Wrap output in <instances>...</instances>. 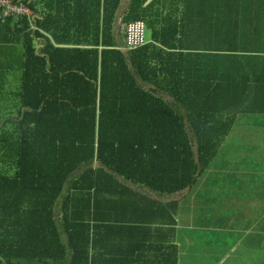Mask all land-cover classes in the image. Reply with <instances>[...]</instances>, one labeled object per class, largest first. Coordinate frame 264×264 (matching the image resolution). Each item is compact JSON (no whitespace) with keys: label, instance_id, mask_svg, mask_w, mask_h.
I'll list each match as a JSON object with an SVG mask.
<instances>
[{"label":"trees","instance_id":"1","mask_svg":"<svg viewBox=\"0 0 264 264\" xmlns=\"http://www.w3.org/2000/svg\"><path fill=\"white\" fill-rule=\"evenodd\" d=\"M42 1L61 11L48 9L27 30L34 65L16 131L0 139V264H124L131 251L102 240L115 241L109 234L118 229L169 230L177 212L176 201L130 185L159 198L178 193L211 165L238 115H264V0H183L190 10L181 30L157 32L181 34L168 47L176 78H161L176 90L172 103L137 82L152 81L150 57L137 62L147 46L124 53L117 41L121 26L145 20L158 0H130L118 33L121 0ZM21 2L38 12L39 2ZM186 36L201 42L185 45ZM33 37L45 39L37 56ZM39 65L47 76H72L74 87L52 95L47 80L38 88ZM129 239L120 244L130 249ZM163 245L176 264V245Z\"/></svg>","mask_w":264,"mask_h":264},{"label":"crops","instance_id":"2","mask_svg":"<svg viewBox=\"0 0 264 264\" xmlns=\"http://www.w3.org/2000/svg\"><path fill=\"white\" fill-rule=\"evenodd\" d=\"M26 1L27 3H32L40 0ZM129 1L121 0L119 3L114 21V31L116 33H118L116 24L119 27ZM150 2L152 0H147L144 5ZM44 7L45 5H39L38 12L34 14V10L29 6L31 9L30 16L16 15L0 21V139L3 140L4 137L10 136L9 134L6 135V133L16 131L21 110L20 94L23 89L24 79L27 73L32 72L33 68H29L30 64L34 65L32 52L28 47L29 39L32 36H27V30L36 31L37 26L34 19H42L41 14L46 15L47 12H50L48 9H52V13L55 14L61 11L54 6L53 8ZM195 7L191 10V14H196L197 9L194 10ZM189 10L183 0H158L147 10L145 20L139 19L146 26L145 45L147 47L144 55H140L141 58L137 62L142 64V59H146L147 56L150 57L149 64L154 71L149 72L147 70V73H145L146 77L152 80L149 83L141 82L136 77L137 82L145 91L169 103L173 101L171 93L176 90L173 87H168L167 82H162L161 78L168 76V74L170 78H176V75H173L166 68L173 62L169 51L171 49H168V47L177 41L180 33L178 35L176 33L175 38H173V32L162 36L157 34V32H161L165 26H170L171 31H174V27L178 26L181 30V22L186 21V15ZM25 18L30 21V28L21 31L17 24H22ZM154 34L157 35L155 39L152 37ZM45 36L48 37L46 34ZM160 39H162L164 44ZM117 41L121 51L127 53L128 49L125 47L122 31L117 36ZM200 42L198 38L192 41L187 39L186 36L183 43L193 46ZM33 46L36 50V56L39 55L40 51L45 49V39L33 37ZM41 66H38L36 75L38 88L40 84L43 85L47 80H49V92L52 95H56L61 91L59 86H62L67 92H69L70 87H74L75 79L72 76H60L57 74L47 76L45 72L40 71ZM58 68L56 69L57 72ZM158 69L167 71L166 75L157 72ZM155 72L156 74L153 75ZM133 93L137 94L134 90ZM249 120L264 126V115H238L230 132L222 140L221 149L217 152L211 165L198 171L195 182L178 193L159 198L145 187L130 185L133 189L147 194L150 198L177 202L175 223L170 225L169 230H166L165 227L163 229L152 225L150 231L142 233L138 230V233L135 232L134 235V232L129 234L118 229L109 234L112 239L115 237V241H109L110 243H108L107 238V240H102L101 244L105 247L108 245L109 249L117 252L125 251L129 254L130 250L131 258L126 260L124 264H170L173 250L170 247L166 248L163 245L165 242L176 245V264H264V201H261L262 197L256 194L249 196L247 193H242L240 196L237 194L239 191L257 192L258 189V186L252 182V176H254L252 173L256 171L253 168H249V164L245 165L242 158L243 153L249 154L248 147L240 146V143L246 142L236 139L233 135L243 136L239 131H234L233 128L239 121L246 123ZM185 126H187L186 120ZM3 131L4 135H2ZM191 141L195 143L196 139H191ZM249 148L251 149L252 147ZM249 156L251 155L249 154L247 158ZM233 157L235 161L241 160L234 165L237 167L232 166ZM97 165V163L94 164V166ZM1 171L13 173L14 169L6 166L1 168ZM186 197H188V201L184 202ZM244 198L248 200V204L244 206L236 205L238 201ZM209 202L214 203L212 207ZM185 205L189 208L187 212L183 210ZM240 214L246 216L245 218L248 220L256 214V219L253 220L256 222V226L246 233L243 232L240 238L236 239L238 235L234 236V233L238 234V227L234 226V223ZM235 217L236 219H233ZM209 222H213V224H209ZM242 231L243 227H241ZM167 233L168 236H166ZM103 236H105L104 233ZM189 236L194 238V240ZM130 237L132 239L130 249L127 248L128 245L120 244V241L123 243L129 241ZM200 237L203 241H200ZM229 237H233L234 242L228 241Z\"/></svg>","mask_w":264,"mask_h":264},{"label":"rangeland","instance_id":"3","mask_svg":"<svg viewBox=\"0 0 264 264\" xmlns=\"http://www.w3.org/2000/svg\"><path fill=\"white\" fill-rule=\"evenodd\" d=\"M42 0L39 1V5H43L42 4ZM42 10V8H41ZM45 10V9H44ZM121 23L119 24L120 27ZM146 32V30H145ZM146 37V34H145ZM260 123V122H258ZM234 131H239L243 136L241 135H236L233 134L234 137L236 139H240L243 140L246 143H240V146L242 147H248L249 150V154L251 156H249L247 158V156L249 154H242V158L243 161L245 162V165L249 164V168H253L254 173H252V182L258 186L257 192H241L239 191L237 194L240 196L242 193H247V195H259L260 197H262L261 201H264V126L260 125V124H255V121H251L249 120L248 122L244 123L242 121H239L238 124L233 128ZM221 145L222 143L218 144V148H217V152L221 149ZM236 145V144H234ZM238 146V145H236ZM239 147V146H238ZM249 147H252L251 149ZM241 160L239 161H235V158L233 157V162L232 166L233 167H237L234 166L236 163L238 164ZM252 171V170H250ZM256 173V174H255ZM247 196V197H248ZM188 201V197L185 198L184 202ZM208 202V201H207ZM248 200L247 199H242L241 201H238L236 205L239 206H244L245 204H248ZM210 206L212 207V205L214 203L209 202ZM183 210L185 212H187L189 210V208L185 205L183 206ZM256 214L254 216H252V218H250V220L246 219V216H243L242 214L238 215V219L235 221L234 226L238 227V234L234 233V236H237L236 239H239L240 236L242 235L243 232H248L250 229H253L256 226V222L253 221L256 219ZM233 219H236L233 218ZM253 221V222H252ZM196 224V223H195ZM209 224H213V222H209ZM241 227H243V231L241 232ZM196 230H198V228H196ZM252 231V230H251ZM192 240H194V238H192L191 236H189ZM202 238L200 237V241ZM233 237H229L228 241L230 242H234L233 241ZM206 247V246H205ZM263 250V247H262ZM264 254V252H263Z\"/></svg>","mask_w":264,"mask_h":264},{"label":"built area","instance_id":"4","mask_svg":"<svg viewBox=\"0 0 264 264\" xmlns=\"http://www.w3.org/2000/svg\"><path fill=\"white\" fill-rule=\"evenodd\" d=\"M16 15H31V9L23 2L15 0H0V21ZM145 23L141 20L129 22L121 26L124 36L125 47L135 50L145 45Z\"/></svg>","mask_w":264,"mask_h":264},{"label":"water","instance_id":"5","mask_svg":"<svg viewBox=\"0 0 264 264\" xmlns=\"http://www.w3.org/2000/svg\"><path fill=\"white\" fill-rule=\"evenodd\" d=\"M120 24V23H119ZM116 28H117V30H118V32H119V27H118V24H116Z\"/></svg>","mask_w":264,"mask_h":264}]
</instances>
